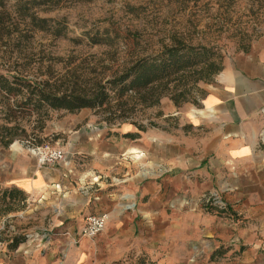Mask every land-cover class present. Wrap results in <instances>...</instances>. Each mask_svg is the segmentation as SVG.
Masks as SVG:
<instances>
[{"label": "crops", "instance_id": "0c3cea01", "mask_svg": "<svg viewBox=\"0 0 264 264\" xmlns=\"http://www.w3.org/2000/svg\"><path fill=\"white\" fill-rule=\"evenodd\" d=\"M262 44L213 76L192 124L70 134L67 151L80 159L56 167L11 144L0 189L19 191L21 206L7 217L24 222V240L0 246V264H110L119 250L96 260L95 243L63 235L101 212L120 247L145 264H264ZM79 136L86 143L77 148ZM203 194L229 213L205 211Z\"/></svg>", "mask_w": 264, "mask_h": 264}, {"label": "rangeland", "instance_id": "374dc122", "mask_svg": "<svg viewBox=\"0 0 264 264\" xmlns=\"http://www.w3.org/2000/svg\"><path fill=\"white\" fill-rule=\"evenodd\" d=\"M26 1L2 0L0 75L10 81L16 77L47 80L58 91L75 83L85 89L93 81L103 83L136 58L153 55L178 41L216 46L221 69L228 60L264 43V0H36L33 6L25 7L26 14L46 19L45 30H38L29 15L15 10L14 3ZM95 39L99 42L93 43ZM207 85L198 82L189 87L192 101L175 105L167 96H161L156 105L136 107L112 121L104 119L108 113L102 107L73 111L46 108L44 114L37 115L31 103L23 105L22 98L29 94L28 90L13 96L0 92V138L12 136L6 147L0 145V157L14 144L29 153L34 147L44 151L59 148L64 152L63 159L75 162L80 153L70 155L67 151L70 134L102 129L111 135L117 124L121 129L135 128L132 122L148 129L166 127L173 131L176 125L192 124ZM85 143L81 136L73 141L77 148ZM52 164L56 167L55 162ZM103 179L113 180L109 176ZM20 206L16 200L0 203L2 247L10 236H23L24 222L7 217ZM109 224L107 217L100 232L92 238H82L98 246L91 257L98 260L119 250L110 264H145L132 250L120 247Z\"/></svg>", "mask_w": 264, "mask_h": 264}, {"label": "trees", "instance_id": "16d2710c", "mask_svg": "<svg viewBox=\"0 0 264 264\" xmlns=\"http://www.w3.org/2000/svg\"><path fill=\"white\" fill-rule=\"evenodd\" d=\"M42 2L39 0L38 3ZM36 0L14 3L15 10L20 15L26 14V8L33 6ZM0 6H3L0 0ZM33 25L38 30H45L44 18H37L31 14ZM58 32L55 31V34ZM99 39L93 40V43ZM221 55L216 46L190 45L176 42L165 46L153 55H144L133 60L116 75L106 79L103 83L93 81L89 88L77 87V83L63 91L51 87L47 80L35 81L28 78L16 77L12 81L0 75V92L16 95L22 89L29 91L22 98L23 105L31 103L37 115L44 114V109H65L73 111L81 107L99 108L107 112L105 120L112 121L127 111L136 107H150L156 105L161 96H167L175 105L190 100L189 87L196 83H209L213 76L221 69ZM21 106V104H18ZM43 111V113L41 112ZM39 119V118H38ZM138 130L145 127L132 122ZM8 132V128H4ZM132 135V134H126ZM12 141L0 138V145L6 147ZM21 199L19 191L15 189H0V203L9 204ZM201 203V207L208 212L229 213L225 209H218L211 203ZM24 236L12 235L6 243L8 249H13ZM220 253V248L214 254Z\"/></svg>", "mask_w": 264, "mask_h": 264}, {"label": "built area", "instance_id": "2783aa9c", "mask_svg": "<svg viewBox=\"0 0 264 264\" xmlns=\"http://www.w3.org/2000/svg\"><path fill=\"white\" fill-rule=\"evenodd\" d=\"M36 155V160L40 164H52L56 161L63 160L64 152L59 148H53L51 150L44 151V148L34 147L31 149ZM209 199H212L211 203L218 209H225L226 205L213 194H203L199 197V203H207ZM107 220V214L101 212L99 214H88L83 217L81 225L75 232L64 231L63 235L67 236L70 241L75 244L81 238H92L95 234L100 232L105 226Z\"/></svg>", "mask_w": 264, "mask_h": 264}]
</instances>
